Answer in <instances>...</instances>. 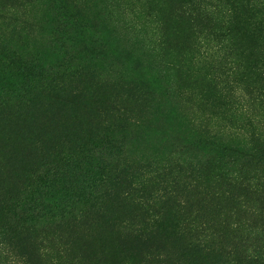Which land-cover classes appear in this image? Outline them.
Instances as JSON below:
<instances>
[{
  "label": "trees",
  "instance_id": "1",
  "mask_svg": "<svg viewBox=\"0 0 264 264\" xmlns=\"http://www.w3.org/2000/svg\"><path fill=\"white\" fill-rule=\"evenodd\" d=\"M147 3L150 8L162 6L161 31L153 35L150 47L168 61L166 92L173 103L180 99L184 106H193L196 119L186 130L203 152L193 158L184 146L147 166L130 160L112 162L106 156L114 152L111 139L129 133L125 127L129 117L123 109L107 111L100 94L103 82L71 63L58 67L49 82L45 75L53 62L44 60L41 52L40 57L23 58L0 43V78L20 74L29 85L24 92L31 90L30 99L50 100L54 93L68 96L76 91L78 96H95L97 104L93 117H77L76 124L68 126L44 117L42 129L37 117L56 118V110L51 106L25 118L27 97L17 94L22 97L14 116L31 125L26 123L23 142L13 147L15 169L0 175V258L6 250L12 264L22 261L24 252L36 260L46 252L65 259L67 247L72 251L77 243L78 227L96 217L97 226L105 229L108 213L113 212L117 222L109 227H122L123 235L111 251L122 249L130 256L124 254L112 264H264V0ZM68 4L59 8L61 31H84L76 6ZM138 15L146 20L140 28L152 16L149 11ZM174 23L183 47L165 48L164 37L156 42L157 36L168 34ZM32 80L38 83L34 88ZM81 82L85 88H76ZM12 95L1 86V108H8ZM4 155L0 152V160L5 161ZM104 157L109 165L99 173ZM87 171L99 176L93 194L78 193L76 210H63L52 216L54 223L46 230L40 229L35 211L43 204L37 205L38 199L46 196L50 201L49 193L62 185L65 173L78 179ZM6 176L9 179L2 181ZM171 211H183L182 217ZM179 220L185 226L178 231L183 242L168 253L158 241L179 226ZM135 243L145 251L138 259Z\"/></svg>",
  "mask_w": 264,
  "mask_h": 264
},
{
  "label": "rangeland",
  "instance_id": "2",
  "mask_svg": "<svg viewBox=\"0 0 264 264\" xmlns=\"http://www.w3.org/2000/svg\"><path fill=\"white\" fill-rule=\"evenodd\" d=\"M57 1L1 0L0 43L19 52L23 58L40 57L41 52L44 60L53 62L52 70L49 69L45 75L49 82L58 67L69 63L78 65L83 73L89 76L92 73L98 83L103 82L100 94L105 96L103 103L107 111L110 113L114 109H123L122 111H126L129 117L125 124L129 133L111 139L114 152L107 153L106 156L113 160L112 162L123 163L130 160L147 166L165 160L172 150L184 146L190 148L193 158L200 156L203 147L197 145L198 143L194 142L195 138L186 130L188 122L196 119V112L193 106L188 104L184 106V102L180 99L178 104L169 99L163 83V80L168 78V61L160 54L152 52L150 47L151 42H154L153 35L161 31L158 27V19H160L158 12L162 10V6H157L156 3L150 8L147 0H134L132 3L134 6L128 3V0H68L76 6L74 11L79 15V20L86 29L82 32L72 29L62 32L63 26L58 20L61 13L59 8L69 4L67 0H63L64 3L61 4ZM139 11H149L152 15L141 28L139 26L146 20L138 15ZM177 29H179L178 23H174L168 34L156 35L159 37L156 42L160 37H164L162 41L165 42V48L183 47L180 45L181 38ZM141 30L142 32L139 33ZM19 75L4 74L5 78H0V88L4 86L13 94L7 99L8 108L0 107V152L6 153L5 161L0 160V175H7L9 170L15 169L17 153L13 147L17 146V141L23 142L21 130L26 133V123L31 125L26 119L14 116L20 108L19 99L22 97L17 98L20 96L17 94L24 92L27 86L29 88L26 80ZM31 82L32 88L38 85L36 80ZM83 84L81 82L75 87L85 88ZM29 91L31 90L27 89L23 93L24 97H27L24 101L27 102L25 105L27 108L24 110L25 118L34 112L51 109V106L56 110L58 116L56 118L51 114L37 117L41 126L44 117L57 119L61 125L68 126L75 125L77 117L86 115L93 117L96 113L95 96L82 97L73 91L68 96L54 93L51 97L54 100L30 99ZM48 101L50 102L46 104ZM105 116L104 112L103 117ZM5 145H8V149ZM108 165L109 161L104 157L99 173ZM96 176L87 171L83 176L74 179L69 178L68 173H65L62 185L49 193L50 201L46 196H43L42 200L38 199L37 205L43 204L35 211L41 218L38 227L46 230V227L54 223L52 216L60 214L63 210L67 212L76 210L75 200L79 199L77 194L81 192L85 195L93 194L95 180L99 178ZM6 178L9 179L6 176L1 180L4 181ZM72 202L74 203L70 206ZM111 213L113 212L108 213L109 219L105 229L97 226L96 217L93 220L86 219L87 224L77 228L76 235L74 233L78 239L77 243L73 245L72 251L69 250L71 248L69 246L65 251L70 263H65L66 258H57L56 254L46 252V256L36 260L33 255L26 258L24 252L22 255L24 263L15 261L14 264H27L26 262L29 261L30 264H112L122 259L124 254L129 257L128 252L121 253L122 249L111 251L116 245L118 246L117 237L123 235L122 227L113 225L109 227L110 224L117 222V216ZM171 213L181 218L183 211H171ZM164 221L166 220L163 218ZM167 222L168 220L164 224L168 225ZM178 224L179 226L167 230L158 241L168 253L176 251L172 248L173 245L183 242L178 231L182 232L185 226L182 220H179ZM135 247L134 253L139 254L137 259L144 256L142 245L135 243ZM10 260L9 253L5 250L0 258V264H12Z\"/></svg>",
  "mask_w": 264,
  "mask_h": 264
},
{
  "label": "bare ground",
  "instance_id": "3",
  "mask_svg": "<svg viewBox=\"0 0 264 264\" xmlns=\"http://www.w3.org/2000/svg\"><path fill=\"white\" fill-rule=\"evenodd\" d=\"M53 117V116H52ZM56 120V119H55ZM57 121V120H56ZM48 123H50V122H48ZM54 123V122H53ZM59 124V123H58ZM58 124L56 125V126H58ZM50 125V124H49ZM54 126V125H53ZM40 127V126H39ZM42 127H44V125L43 126H41V128ZM55 127V126H54ZM52 128V127H51ZM55 129V128H54ZM57 129H58V127H57Z\"/></svg>",
  "mask_w": 264,
  "mask_h": 264
}]
</instances>
